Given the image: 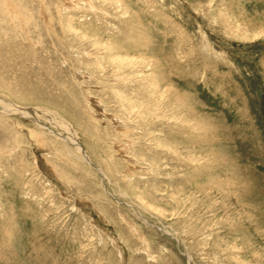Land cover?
Returning a JSON list of instances; mask_svg holds the SVG:
<instances>
[{
  "label": "rangeland",
  "instance_id": "374dc122",
  "mask_svg": "<svg viewBox=\"0 0 264 264\" xmlns=\"http://www.w3.org/2000/svg\"><path fill=\"white\" fill-rule=\"evenodd\" d=\"M0 264H264V0H0Z\"/></svg>",
  "mask_w": 264,
  "mask_h": 264
},
{
  "label": "bare ground",
  "instance_id": "6f19581e",
  "mask_svg": "<svg viewBox=\"0 0 264 264\" xmlns=\"http://www.w3.org/2000/svg\"><path fill=\"white\" fill-rule=\"evenodd\" d=\"M29 111H30V112H29V113H30V115H35V113H33V112H32V110H29ZM56 120H57V122H58V123H60V124H61L60 126H61V128H62V129H64V131L66 132V134H68V133H69L68 135H71V136L73 135V136H74V134H71V133H73V132H71V131L69 132V129H68V128H66L67 124H66V122H65L64 120H62L61 122H60V121H58V119H56ZM62 122H63L65 125H63V124H62ZM62 125H63V126H62ZM63 127H64V128H63ZM67 127H68V126H67ZM71 139H73V138L71 137ZM78 150H79V152L81 153V155H83V156H84V158H85V153H84V152H83V151L80 149V147H79V146H78Z\"/></svg>",
  "mask_w": 264,
  "mask_h": 264
}]
</instances>
